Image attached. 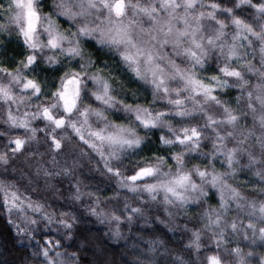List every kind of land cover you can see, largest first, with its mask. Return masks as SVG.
Masks as SVG:
<instances>
[{"label": "clouds", "instance_id": "clouds-1", "mask_svg": "<svg viewBox=\"0 0 264 264\" xmlns=\"http://www.w3.org/2000/svg\"><path fill=\"white\" fill-rule=\"evenodd\" d=\"M0 264H264V0H0Z\"/></svg>", "mask_w": 264, "mask_h": 264}]
</instances>
